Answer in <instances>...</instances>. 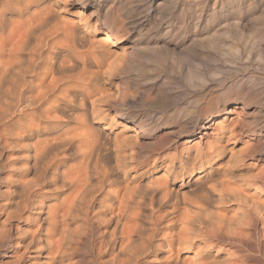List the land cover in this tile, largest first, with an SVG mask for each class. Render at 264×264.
Wrapping results in <instances>:
<instances>
[{"label": "bare ground", "instance_id": "obj_1", "mask_svg": "<svg viewBox=\"0 0 264 264\" xmlns=\"http://www.w3.org/2000/svg\"><path fill=\"white\" fill-rule=\"evenodd\" d=\"M142 1L131 11L159 14L146 64L111 49L123 41L111 29L91 42L82 14L56 0H0V264H250L239 216L264 223V171L244 164L260 133L240 118L244 98L264 93V0ZM134 80L158 84L161 107L216 88L215 103L178 110L195 145L141 153L150 119ZM226 178L239 183L226 190Z\"/></svg>", "mask_w": 264, "mask_h": 264}, {"label": "rangeland", "instance_id": "obj_2", "mask_svg": "<svg viewBox=\"0 0 264 264\" xmlns=\"http://www.w3.org/2000/svg\"><path fill=\"white\" fill-rule=\"evenodd\" d=\"M151 2H153L152 9H155L157 7L160 8L165 0H144L141 2V5L145 6ZM56 4L61 7L67 5L68 8H70L76 15L73 16L75 21H77L78 14H82V20L86 26L88 32L87 35L91 42L98 40L99 37L102 36V30L111 29L112 31L117 32L118 36H120V39L123 41L122 43H117V45H111L110 48L118 49L126 47L127 52L133 49V58H138L142 61V63H145V61L142 59V55L149 51L148 42L160 38L158 33H156L157 27L155 26L158 24L159 14H155V11H151L149 13V18H143V15H138L139 11H131L133 7H131L132 5L130 4V0H56ZM209 4V6H211L212 3ZM56 8L57 7H55V10ZM57 12H59V10H57ZM177 13L179 12L177 11ZM217 23L218 19L214 21V24ZM132 75L136 77L139 76L136 71H132ZM149 76L155 77L158 76V74L155 72H150ZM115 81H117V78L113 79L111 83L107 85V88H112V85ZM114 86L115 85H113V87ZM157 88L158 84L152 86V84H145L143 81L137 82L136 80H134V85L132 87L134 101L141 106L148 119H150V121L148 120L147 123H145L146 126L141 124L143 128L140 130L138 129L141 145L140 150L145 156H150L156 152L158 150V146L171 148L175 145L179 148H184L188 145H195L196 140L194 142L191 140L193 139L192 133L195 127L191 125L190 118H188L189 113L181 114L178 112V110L188 109L190 105L202 100V97H208V99L212 101L211 103H215L218 98V91L216 88L208 89L209 91L206 90L204 92L190 91L188 95L184 96L176 106L161 107L157 103ZM234 94L235 93H228L229 96H233ZM257 94L244 98L246 107L242 110V117L240 120L245 125V127H243L245 131H258L260 135H255L254 139L251 140L252 142L249 141L247 145L245 143L246 139H244L245 135H243L240 137V141L234 144V146L232 145L230 148H234L233 150L236 151L241 149V146L244 144L251 149L249 150L250 153H252V156L244 160L245 166L248 164L252 167L251 171L249 172L251 174L260 172L261 170L264 171V93ZM205 105L206 104L202 106ZM230 118V121L233 123V125L238 123V117H235V115H232ZM138 122V120L135 121V124ZM116 125L121 127L122 123L117 120ZM126 131L127 133L130 132L128 130ZM190 140L191 142H188ZM166 152H171V150H166ZM5 157L6 156L4 154L0 156V165L3 164ZM228 160V157H225L224 159L217 161V164L222 163V167L226 165L225 167L229 168L230 164L227 166L228 164L225 163ZM5 173L6 171L0 168V192L5 190L4 186L2 185V180L5 176ZM249 173H246L245 175H248ZM162 174L163 171H159L155 174V176L159 177L162 176ZM199 176L200 174L195 172L191 176V179L194 180ZM224 180L230 179L226 178ZM230 182L231 185L229 184L228 188L225 187L226 190L231 187L233 188L234 185L239 183L238 181L234 180H230ZM258 185H260L258 190H260V192H264V185L261 183ZM193 187L195 186L192 185L189 190ZM173 189L174 191L181 190L183 194L182 196L185 195L186 198H193L191 191H188V187L186 185H180V183H177L175 186H173ZM251 189H253V187H251ZM218 190H220V188H218ZM229 209L230 207L228 210ZM163 210L164 209H162V211ZM243 215L247 218L245 219ZM240 216V219L238 218L239 221L242 222L247 220V222H242V224L244 223V227H242V235L245 233L243 236L246 238H241L242 242L245 243L243 245L241 244L242 246L240 245L241 248H239L241 251H243L242 254L244 252L246 253L243 255H247L246 258L250 264H264V225H262L264 223H261L262 220L256 218L253 220L254 222L256 221V224H253L254 222L252 221V216L249 217L247 214H242ZM242 216L244 217V220L242 219ZM246 225H248V227ZM247 231L250 234V237L246 236L248 235Z\"/></svg>", "mask_w": 264, "mask_h": 264}, {"label": "snow or ice", "instance_id": "obj_3", "mask_svg": "<svg viewBox=\"0 0 264 264\" xmlns=\"http://www.w3.org/2000/svg\"><path fill=\"white\" fill-rule=\"evenodd\" d=\"M244 54H245V55H247V53H246V52H245Z\"/></svg>", "mask_w": 264, "mask_h": 264}]
</instances>
